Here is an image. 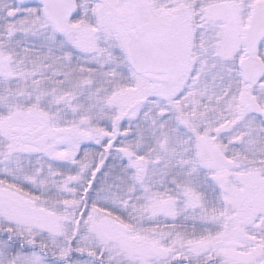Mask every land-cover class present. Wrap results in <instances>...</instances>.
Returning <instances> with one entry per match:
<instances>
[{"label":"snow or ice","instance_id":"1","mask_svg":"<svg viewBox=\"0 0 264 264\" xmlns=\"http://www.w3.org/2000/svg\"><path fill=\"white\" fill-rule=\"evenodd\" d=\"M0 264H264V0H0Z\"/></svg>","mask_w":264,"mask_h":264}]
</instances>
